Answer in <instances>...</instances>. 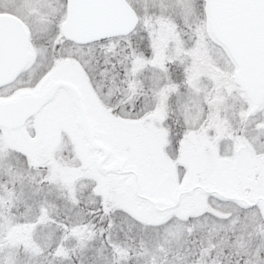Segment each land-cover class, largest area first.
<instances>
[{"label": "snow or ice", "instance_id": "6c2138e0", "mask_svg": "<svg viewBox=\"0 0 264 264\" xmlns=\"http://www.w3.org/2000/svg\"><path fill=\"white\" fill-rule=\"evenodd\" d=\"M0 264H264V0H0Z\"/></svg>", "mask_w": 264, "mask_h": 264}]
</instances>
